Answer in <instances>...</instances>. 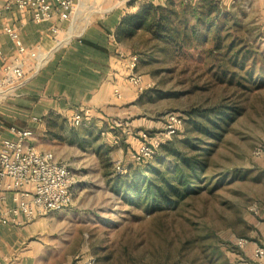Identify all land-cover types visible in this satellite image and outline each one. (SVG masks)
Wrapping results in <instances>:
<instances>
[{
	"label": "rangeland",
	"instance_id": "rangeland-1",
	"mask_svg": "<svg viewBox=\"0 0 264 264\" xmlns=\"http://www.w3.org/2000/svg\"><path fill=\"white\" fill-rule=\"evenodd\" d=\"M114 2L78 0L58 36L61 45L72 42L75 34L109 11ZM219 2L224 13L221 19L225 21L222 34L228 33L229 27L236 23L234 27L244 35L249 48L252 47L247 65L250 68L254 62L253 78L260 82L259 88L243 101L237 76L232 82L229 79L233 70L220 78L223 69L217 66L216 59L207 55L212 42L175 50L142 30L125 39L128 56H136V70L150 84L143 90L136 89V94L128 100L130 118L114 115L108 121L92 115L88 125L70 128L57 119L52 124L54 138L38 141L67 162L76 179L73 203L69 207L37 217L41 219L39 240L45 242L47 251H62L72 256L80 253L93 264H97L99 257L108 256L105 264H113L120 256L124 259L129 244L130 251L146 261L152 242L165 244L168 237L175 246L185 231L196 237L197 251L209 244L220 246L222 252L215 261L218 264H259L248 247L253 241H264L261 235L264 227V11L256 0ZM233 103H243L244 109L216 142L207 174H202L194 195L177 206L168 204L162 210H152L145 201L128 202L122 191L114 187L113 179L118 175L116 165H123L135 148L124 140L129 127L126 121H144V130L155 134L171 112L186 115L190 109ZM139 129L140 126L133 131ZM162 145L153 160L161 155L165 158L164 165L174 163L172 155H164ZM178 149L184 150V146ZM259 149L261 153L257 154ZM152 161L145 165L146 169ZM131 170L121 174H129ZM228 170L236 174L228 182H219L216 177ZM253 206L258 207L257 213ZM240 237L249 241L244 247L236 245Z\"/></svg>",
	"mask_w": 264,
	"mask_h": 264
},
{
	"label": "crops",
	"instance_id": "crops-1",
	"mask_svg": "<svg viewBox=\"0 0 264 264\" xmlns=\"http://www.w3.org/2000/svg\"><path fill=\"white\" fill-rule=\"evenodd\" d=\"M142 1L145 0H115L109 11L93 19L85 29L75 34L72 42L61 47H55L53 42L63 31L68 18H61L62 11L42 23L34 22L28 12L14 10L0 14V50L5 54L11 55L15 51L13 40L3 29L6 24L17 26L30 48L38 47L49 53L39 71L30 75L23 86L13 94L0 98V135L14 137L12 127L31 129L34 135L30 142L41 150L53 151L42 147L38 141L45 137L54 138L52 124L57 119H61L69 128L77 127L72 117L82 109H90V113L80 125H88L92 115L108 121H112L114 115L129 119L127 102L136 94V88L127 79L130 58L128 44L125 39H118L116 29L127 10H135ZM256 1L264 11V0ZM35 62L32 59V64ZM1 65L0 57V69ZM115 87L122 91L121 97L114 95ZM125 123L129 127L124 140L137 148L140 144L138 133L144 129L145 122L132 119ZM138 126L140 129L134 132ZM4 194L6 198L0 199V211L13 205L17 195L16 192ZM40 224L41 219L37 218L20 225L0 223V264L87 263L90 258L80 253L72 256L62 251H47L45 242L39 240ZM261 235L264 238V227ZM251 243L248 248L254 256V249L263 242L259 239ZM257 261L264 264V256Z\"/></svg>",
	"mask_w": 264,
	"mask_h": 264
},
{
	"label": "trees",
	"instance_id": "trees-1",
	"mask_svg": "<svg viewBox=\"0 0 264 264\" xmlns=\"http://www.w3.org/2000/svg\"><path fill=\"white\" fill-rule=\"evenodd\" d=\"M221 6L219 0H145L121 17L116 36L124 40L142 30L150 38L172 45L175 50L212 42L206 51L223 69L220 78L232 69L230 82L237 76V86L242 90L240 97L246 101L251 92L260 86V82L253 78L254 62L250 68L247 65L253 50L244 35L234 27L236 23L229 27L228 33L222 34L221 27L225 21L221 19L224 14ZM211 30L214 33L211 34ZM243 109V103H233L188 110L186 115H182L184 124L176 137L162 142L164 155H172L174 163L164 165L165 158L161 155L137 167H132L133 163L127 160L124 164L132 170L126 175L116 171L118 175L113 179L114 187L122 191L128 202L145 201L152 210H162L168 204L177 206L198 191L202 174H207L209 157L216 142ZM180 145L184 146V150L178 149ZM150 161L146 169L145 165ZM234 172L236 174L234 170L224 171L216 179L228 182ZM184 232L179 235L175 246L173 239L168 237L165 244L152 242L146 261L132 253L128 244L124 259L120 256L113 264H218L215 261L222 252L220 246L209 244L197 251L196 237ZM104 260L108 261L109 257H99L97 264H105Z\"/></svg>",
	"mask_w": 264,
	"mask_h": 264
},
{
	"label": "built area",
	"instance_id": "built-area-1",
	"mask_svg": "<svg viewBox=\"0 0 264 264\" xmlns=\"http://www.w3.org/2000/svg\"><path fill=\"white\" fill-rule=\"evenodd\" d=\"M78 0H0V14L12 12H28L36 23L49 21L57 12L62 11L61 18H66L76 7ZM164 1V0H160ZM4 32L13 40L15 51L11 55L0 50L2 61L0 76V98L13 94L23 86L29 76L39 71L47 60L49 53L38 47L26 45L20 35L19 28L12 24L3 27ZM57 32L56 28L52 29ZM59 42L60 40H56ZM66 42H63V44ZM32 59L36 62L32 64ZM136 56L128 60V81L138 90L150 86L143 75L137 72ZM114 95L122 96L119 87H115ZM90 113V109H82L74 114V125H80ZM184 124L183 116L177 112L169 113L162 129L151 134L144 129L138 137L140 144L128 153V159L133 164H143L153 159L159 145L178 133ZM14 137L0 135V199L4 200L6 192H16L15 203L0 211V223L3 225H20L31 221L49 211H60L73 203V189L76 184L72 167L59 159L51 150L37 148L30 139L34 133L31 129L11 128ZM261 150H257L260 154ZM118 173L127 171L125 164L116 165ZM258 212L257 206H253ZM246 237H240L236 245L244 247L248 243ZM264 256V241L254 249V257ZM87 264H93L89 260Z\"/></svg>",
	"mask_w": 264,
	"mask_h": 264
},
{
	"label": "bare ground",
	"instance_id": "bare-ground-1",
	"mask_svg": "<svg viewBox=\"0 0 264 264\" xmlns=\"http://www.w3.org/2000/svg\"><path fill=\"white\" fill-rule=\"evenodd\" d=\"M73 28H74V27H73ZM71 36H73V34H71L70 37H71ZM61 44H62V42L59 41V42H57V44H56L55 46L58 47V46L61 45Z\"/></svg>",
	"mask_w": 264,
	"mask_h": 264
}]
</instances>
